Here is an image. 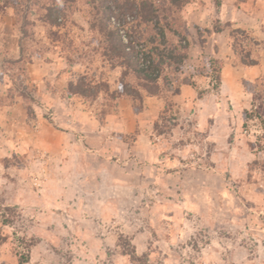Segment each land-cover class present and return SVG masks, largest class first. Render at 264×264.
<instances>
[{
    "label": "rangeland",
    "instance_id": "rangeland-1",
    "mask_svg": "<svg viewBox=\"0 0 264 264\" xmlns=\"http://www.w3.org/2000/svg\"><path fill=\"white\" fill-rule=\"evenodd\" d=\"M215 7L214 0H191L180 14L185 26L210 19L206 27L189 25L205 36L225 23L215 17ZM89 19L87 5L80 2L69 18L76 26L67 22L63 43L51 41L47 28L35 21L20 51L12 9L0 13V264H18L16 253L26 252L30 240L26 264H130L122 254L132 249L130 244L144 254L135 264H264V125L258 119L246 120L238 111L209 117L199 126L195 106L181 113L167 95L164 110L144 126L148 144L164 161L160 182L149 176L142 183L120 184L125 188L111 183L98 154L82 148L79 158L65 150L66 144H81L91 135L97 136L95 145L123 141L122 151L107 155L122 164L133 154L128 146L139 129L118 134L109 129L113 136L104 140L92 133L91 121L99 126L123 111V104L110 97L119 87L121 69H112L95 52ZM229 28L234 26L224 29L228 34ZM63 48H77L86 57L69 64ZM209 60L202 57L198 66L186 60L183 76L210 75ZM82 74L107 81L109 91L95 99L69 94L68 81ZM209 77L208 90L217 93ZM254 84L245 88L251 91ZM128 103L138 114L142 103ZM67 158L71 164L62 168ZM6 218L9 224L3 223Z\"/></svg>",
    "mask_w": 264,
    "mask_h": 264
},
{
    "label": "trees",
    "instance_id": "trees-1",
    "mask_svg": "<svg viewBox=\"0 0 264 264\" xmlns=\"http://www.w3.org/2000/svg\"><path fill=\"white\" fill-rule=\"evenodd\" d=\"M111 1L117 9L113 12ZM191 0H0V13L12 9L15 24L19 28V50L22 51L21 41L29 37L27 27L34 26L39 21L47 28L51 41L62 42L68 31L67 22L75 25L69 18L78 10L79 3L87 5L89 30L94 33L95 52L113 69L120 68L119 87L110 92L112 99L128 98L138 100L140 104L144 95L167 98L179 93L182 83L193 84L187 76H183V66L188 58L189 39L187 28L181 17V10ZM216 8L221 0H214ZM122 17L115 22V16ZM220 23L219 20H216ZM230 25L213 27L214 32H220ZM62 29H64L62 31ZM231 49L237 62L243 65H254L257 60L251 56V48L244 40L255 45L256 40L249 36L246 30L229 28ZM242 37V39L237 38ZM238 40V41H237ZM69 44H75L70 39ZM64 47V46H63ZM75 47H77L75 45ZM67 51V52H66ZM67 63H78L86 54L77 48L73 52L61 50ZM76 54V57H72ZM31 58V57H30ZM29 58V59H30ZM30 62V60H28ZM222 61L211 58L209 66L213 88L218 90L220 83V68ZM171 74L169 76L167 72ZM182 75V78H178ZM69 94L83 98L95 99L102 91L108 92L109 85L103 79L94 80L87 74H82L75 80H69L66 86ZM166 93L164 97L163 93ZM202 94L201 91L198 92ZM252 93V106L244 110L246 120L256 118L264 125V74L255 80ZM166 99V100H167ZM170 100V104H171ZM142 106L140 107V109ZM261 148V145H258ZM3 223L9 224L8 218ZM34 244L30 240L26 252H17L18 264L29 262V246ZM128 244H130L128 240ZM130 251L122 254L129 257L130 264L143 260L144 254H137L133 244Z\"/></svg>",
    "mask_w": 264,
    "mask_h": 264
},
{
    "label": "crops",
    "instance_id": "crops-1",
    "mask_svg": "<svg viewBox=\"0 0 264 264\" xmlns=\"http://www.w3.org/2000/svg\"><path fill=\"white\" fill-rule=\"evenodd\" d=\"M228 1V3H227ZM234 0H225L218 8H214L215 17L229 22L230 25L238 27L247 31L250 37L258 42L255 44L251 51V56L257 60L254 65H243L237 62L229 42V34L227 31L222 30L220 32H210L208 34L200 35L190 31L189 25H197L200 27H206L210 24L211 20H196L192 23L186 22L187 30L189 32L188 39L190 42L188 49L189 63L193 66H198L201 63L202 57L206 60L215 58L222 61L220 68V83L217 93L210 92L209 88V75L199 74L188 78L193 81V84L182 83L180 85L179 93L171 97L173 104L180 109L181 113L184 110L194 107L192 112L199 117L198 125L203 126L204 119L214 116L217 117H229L233 113L249 110L252 106V93L245 88V83L255 82V80L264 74V0H244L241 4L234 5ZM217 9V10H216ZM215 19V18H214ZM191 23V24H190ZM207 89L202 94H199V90ZM121 101V102H120ZM128 99L119 98V103L123 104V111H119L117 114L108 116L104 123L97 122L99 126H96L95 120L89 123L92 128V133L98 132L100 137L106 135L113 136V133L109 129L118 134L133 132L136 127H139L136 133V139L133 145L128 146L129 152L132 156L138 158L136 160L127 157L124 163L115 161H109L108 152L110 151H122L123 146L126 143L121 142V145L112 144L110 142H99L97 145L93 144V141L97 136L91 135L89 140L78 144L65 145V150H71L73 153L71 156L79 157L81 149L88 151L89 155L92 153L98 154L102 163V168L105 172L111 175V183H116L120 188H125L132 180H137L140 183L150 179H154L155 182H160V167L163 166V159L156 157L153 147L148 144V135L144 131V126L148 127L155 117H157L165 108V101L158 96L144 95L142 99V108L138 114H134L131 110V106L128 103ZM225 102V103H224ZM229 103V106L225 104ZM230 110H226L228 108ZM213 109V110H211ZM191 110H188L186 116H190ZM185 114V113H184ZM241 114V113H240ZM211 129L209 128L208 136ZM111 132V133H110ZM242 143V141H241ZM86 150V151H85ZM64 151V150H63ZM92 152V153H91ZM82 155H85L82 153ZM155 158V159H153ZM152 159V160H151ZM132 160V161H131ZM155 160V161H154ZM73 161V159H72ZM154 161V164L148 162ZM158 161V162H157ZM71 164V159L67 158L62 162V168L68 167ZM88 165V164H87ZM110 166V167H109ZM110 168V170L108 169ZM155 168V173L151 174V169ZM112 170V172H111ZM150 176V177H149ZM119 184V185H118ZM104 206H102L103 208ZM105 208V207H104ZM105 212L104 210H101Z\"/></svg>",
    "mask_w": 264,
    "mask_h": 264
}]
</instances>
